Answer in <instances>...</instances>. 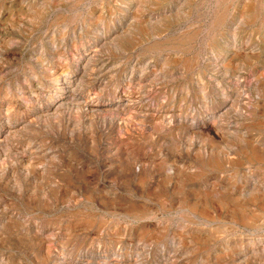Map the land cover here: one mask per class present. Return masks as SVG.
<instances>
[{
	"label": "rangeland",
	"instance_id": "obj_1",
	"mask_svg": "<svg viewBox=\"0 0 264 264\" xmlns=\"http://www.w3.org/2000/svg\"><path fill=\"white\" fill-rule=\"evenodd\" d=\"M0 264H264V0H0Z\"/></svg>",
	"mask_w": 264,
	"mask_h": 264
},
{
	"label": "bare ground",
	"instance_id": "obj_2",
	"mask_svg": "<svg viewBox=\"0 0 264 264\" xmlns=\"http://www.w3.org/2000/svg\"><path fill=\"white\" fill-rule=\"evenodd\" d=\"M219 2V1H218ZM220 3V2H219ZM75 6V5H74ZM256 8V7H255ZM219 16V15H218ZM217 19V18H216ZM222 19V18H221ZM225 19V18H224ZM221 22V21H220ZM215 24V23H214ZM217 24V23H216ZM217 26V25H216ZM216 28V27H215ZM192 41V40H191ZM187 45V44H186ZM166 46V45H165ZM174 46V45H173ZM180 46V45H179ZM162 48V47H161ZM169 49V48H168ZM170 50V49H169ZM35 65V64H34ZM188 68H190V67H188ZM139 89V88H138ZM248 158V157H247ZM259 158V157H258ZM222 199V198H221ZM254 200V199H253ZM198 201V200H197ZM202 201V200H201ZM200 201V202H201ZM199 202V201H198ZM222 202H224V201H222ZM239 202H241V201H239ZM203 204V203H202ZM231 206V205H230ZM240 211H242V210H240ZM253 218V217H252ZM251 219V218H250ZM247 223V222H246Z\"/></svg>",
	"mask_w": 264,
	"mask_h": 264
}]
</instances>
